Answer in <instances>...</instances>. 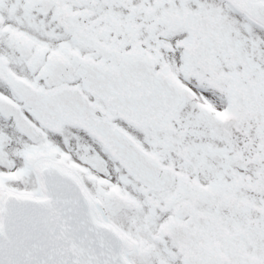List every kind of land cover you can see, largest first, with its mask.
<instances>
[{
    "label": "snow or ice",
    "instance_id": "snow-or-ice-1",
    "mask_svg": "<svg viewBox=\"0 0 264 264\" xmlns=\"http://www.w3.org/2000/svg\"><path fill=\"white\" fill-rule=\"evenodd\" d=\"M0 264H264V0H0Z\"/></svg>",
    "mask_w": 264,
    "mask_h": 264
}]
</instances>
